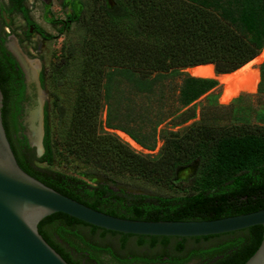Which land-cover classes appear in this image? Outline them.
<instances>
[{"label": "trees", "instance_id": "16d2710c", "mask_svg": "<svg viewBox=\"0 0 264 264\" xmlns=\"http://www.w3.org/2000/svg\"><path fill=\"white\" fill-rule=\"evenodd\" d=\"M10 2V11L26 16L25 0ZM98 10L95 33L102 47L95 49H105L101 64L109 67L97 69L95 76L88 72L91 59L86 57L62 148L47 107L39 157L26 137L13 136L20 108L19 97L13 98L22 85L11 86V71L0 59L2 120L20 167L58 192L120 217L201 220L264 208V114L253 122L250 110L237 106L241 97L223 104L209 94L197 108L195 102L218 80L182 71L211 63L217 74L230 73L255 58L264 48V0H102ZM79 19V13H71L60 32ZM86 24L88 29V17ZM84 43L92 49L97 45L90 37ZM258 69L257 91L264 94V61ZM89 84L96 85L94 92ZM97 97L108 105L109 127L147 148L155 146L157 127L170 125L159 131L161 153L151 158L114 134H98ZM69 155L83 168L82 176L97 182L46 166ZM37 228L69 264H243L263 234L262 225L193 237L128 234L62 212L45 216ZM108 235L117 241L106 240Z\"/></svg>", "mask_w": 264, "mask_h": 264}, {"label": "water", "instance_id": "95a60500", "mask_svg": "<svg viewBox=\"0 0 264 264\" xmlns=\"http://www.w3.org/2000/svg\"><path fill=\"white\" fill-rule=\"evenodd\" d=\"M10 40L11 51L19 66L23 68L26 82H34L37 88L36 102L28 109L24 125L28 143L40 156L44 152V99L46 96L39 80L40 64L38 60L27 59L18 47L15 37H10ZM262 50L264 51V48ZM263 61L264 52L263 57L254 64L259 65ZM254 64L250 66L251 69H254ZM29 66L34 67L32 72H29ZM256 69L259 73V69ZM258 80H260L259 74ZM248 82L246 76L237 74L228 81L219 82L223 86L221 94L223 95L224 91L227 93L234 91ZM2 106L3 93L0 88V264H69L43 238L37 228L42 218L55 212L68 214L107 230L138 235L193 237L227 233L253 225H262L263 234L260 245L243 264H264V208L201 220H141L97 210L45 185L20 167L3 125Z\"/></svg>", "mask_w": 264, "mask_h": 264}, {"label": "rangeland", "instance_id": "374dc122", "mask_svg": "<svg viewBox=\"0 0 264 264\" xmlns=\"http://www.w3.org/2000/svg\"><path fill=\"white\" fill-rule=\"evenodd\" d=\"M101 1L102 0H72L69 3L68 0H51V8L46 14L44 0H25L26 16L30 20L29 23L35 24L38 28L42 29L46 35L47 39L42 40L33 39L35 34L28 37L26 36L27 39H25L24 32L28 29V21H26L21 14L16 12L7 14V17L10 19L9 28H12V35L17 38L20 45L23 47L25 56L29 60H38L40 64L43 78L42 88L46 95L44 99V107H47L48 109L50 127L54 139L59 141L60 148L63 147L60 143L65 135V126L72 113L71 109L78 87V77L81 73L86 57L91 59V66L88 68V72H95V76L99 75L97 69L105 71V69L109 67L108 64H101L105 59V49H95L96 46L102 47L97 39L98 36L95 33V29L98 26L97 24L101 20L98 14V6ZM69 11H71L70 14L72 13L74 15L79 13L80 19L78 21H71L69 29H66L65 31L63 30V33H61L58 26L52 21L56 18L63 19ZM90 12L93 16L90 15L89 17ZM87 17L89 21L88 29L86 28ZM85 37L94 38V41L97 42V45L94 44V49H92L89 44L85 45ZM28 40L35 42V49L39 48V50L36 51L35 49H30L28 46L30 45ZM263 52L258 55L259 57L256 61H259L263 57ZM251 65L252 63L243 65L240 70L225 74V78L222 79L223 81L217 79L218 85L213 90L200 97L195 102L196 107L199 108L206 102V96L208 94L216 95L217 100L223 104H226L237 97H241L242 101L240 103L237 102L238 108L244 107L249 109L252 121L259 123L261 115L264 114V94L258 93L257 91L259 80L257 75L258 70L256 68H258V65L254 64V69L250 68ZM189 68L190 67H186L182 69V71L185 74L192 75ZM237 73L246 76L249 82L243 84V86L238 87L234 91H228L229 93L224 91V94L222 95L223 86L219 82L228 81ZM216 75L219 74L216 73ZM176 82H180L179 77L176 78ZM90 85L91 84L87 85L88 90L92 91L91 89H93L94 92L96 85ZM95 100H98L100 104L96 117V130L98 134H114L127 143L135 152L151 158H155L161 153L163 138L159 137V131L161 128L170 125H166L164 122L157 127L156 143L155 146L150 149L139 144L128 133L117 128L109 127L107 124L108 105L104 99L100 100L97 97L94 101ZM35 154L39 157L36 149ZM41 164L46 165V163ZM46 166L70 175L84 178L89 183L97 182V179L93 176H82L81 171H83V168L80 167L76 161H73L70 155L67 156V160H55L51 165ZM187 175L189 174H185V176ZM80 230L84 231L87 229L80 228ZM106 240L116 242L117 236L108 235Z\"/></svg>", "mask_w": 264, "mask_h": 264}, {"label": "flooded vegetation", "instance_id": "af4514ba", "mask_svg": "<svg viewBox=\"0 0 264 264\" xmlns=\"http://www.w3.org/2000/svg\"><path fill=\"white\" fill-rule=\"evenodd\" d=\"M68 1L70 3L72 0H68ZM44 2H45V11L47 14L48 13L47 11H49V9L51 8V0H44ZM24 7H25V4H24ZM10 9H12V5H11L10 0H6V1L0 0V19H1V21H0V59L2 60V62L4 63V65L8 69V71H11V74L13 76V78L11 79L12 80L11 86L13 88H18V86L22 85V88H21L22 93L19 96H14V98H13L15 100L16 98L19 97L18 104H19L20 108L16 110V116H17V120L19 122V125L13 133V136L17 138V137H26L25 136L26 126L24 125L25 118L28 115V109L32 105H34L36 102L37 88H36V85L34 82H31V83L26 82V76H25V73L23 71V68L19 66L16 58L14 57V55L11 51L12 46L10 44V41H11L10 37H15V36L12 35V32H11L12 28L11 27L9 28L10 19L7 17V14L16 12V13L21 14L25 18V20L28 21V23L30 20L27 16L23 15V13L17 12L14 10L10 11ZM70 12L71 11L67 12V15L63 19L62 18H60V19L56 18L52 22L55 25H57L58 28L60 29L62 27V25L68 23V21H69L68 18L71 15ZM61 33H63V32H61ZM32 34H35V37H33V39H37V40L46 39L45 38L46 35L42 29L38 28L35 24L29 23L27 31L24 32L25 39H27L26 36L28 37V36H31ZM16 40H17V38H16ZM28 43L30 44V45H28L30 49H35V47H36L35 42L28 40ZM17 45L21 49L22 53L24 54L23 47L20 45V42L18 40H17ZM35 50L38 51L39 48L35 49ZM33 68L34 67L29 66L28 67L29 72H32ZM39 80H40V84L42 86L41 67L39 70ZM29 89H30V91H28ZM19 90H20V87H19ZM13 111L14 110L10 108L8 113L10 114ZM9 114H8V116H9ZM144 199H149V198H144ZM150 199H154V198H150ZM55 237H56L55 239L58 240L59 243H63V240L61 238H59L58 236H55ZM63 244L65 245V247L68 246L66 242H64ZM109 257H110V255H108L106 257V259H109ZM141 264H171V263L165 262V261H156V262H152V263H145L144 262ZM187 264H191V262H189Z\"/></svg>", "mask_w": 264, "mask_h": 264}, {"label": "bare ground", "instance_id": "6f19581e", "mask_svg": "<svg viewBox=\"0 0 264 264\" xmlns=\"http://www.w3.org/2000/svg\"><path fill=\"white\" fill-rule=\"evenodd\" d=\"M262 52H263V50L258 55L262 54ZM258 55L255 58H253L251 61L247 62L245 65H248L250 63L254 64V62H256V60L259 57ZM241 67L238 68V69H236V70H234V71H232V72H230V73H233V72H236V71L240 70ZM189 71L194 76H200V77H216V79H218V80L224 79L225 78V74H228V73H223V74L215 75L216 73H214V67H213V65L211 63L192 66V67L189 68ZM237 74H235L234 76H236Z\"/></svg>", "mask_w": 264, "mask_h": 264}]
</instances>
